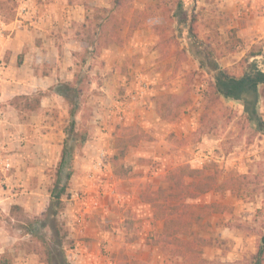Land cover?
Wrapping results in <instances>:
<instances>
[{
	"label": "rangeland",
	"instance_id": "rangeland-1",
	"mask_svg": "<svg viewBox=\"0 0 264 264\" xmlns=\"http://www.w3.org/2000/svg\"><path fill=\"white\" fill-rule=\"evenodd\" d=\"M221 1L231 4L239 0H94L88 4L86 16L90 18L96 7L113 8L115 25L123 26L121 37L125 40L96 54L90 51L94 43H88L94 36L92 26L79 27L81 50L74 52V69L83 73L86 81L79 98L74 133L85 130L88 139L74 148L65 163L59 161L45 174L49 193L50 189L65 186L62 196L77 188L86 201L88 196L96 197L98 206L92 208L91 214L86 213L85 220L91 217L95 228L113 234V239L122 244L108 251L101 245L92 246L87 236L73 238V230L67 224L72 203L61 201L55 219L62 230L56 235L50 226L43 224L45 213L30 215L20 206L16 205L21 210L12 208L14 205L0 200V255L5 253L10 260L6 264H47V250L51 264H67L68 250L76 243L90 253L98 248L112 264H153L151 255L158 251L165 256L163 264H175L172 256H179L182 264H253L259 249L264 264V132L257 131L246 119L239 101L215 93L213 71L207 66L205 53L200 52L208 49L219 68L238 76L264 63V39L244 42L237 35L238 28L232 26L237 19L235 14L225 20L218 18L216 5ZM7 6L15 11V19L25 20L27 13L20 6L26 8L27 4L7 0ZM4 16L0 12L2 22L14 20L4 21ZM231 29H235L242 44L230 52L226 43L231 41ZM108 50L115 51L116 57L109 62L116 68V88L112 106L102 109L98 103L104 100L105 92L99 86L106 82L105 72L111 74L113 70L100 57ZM136 92V99L144 100L139 107L150 109L148 130L129 117V100L134 101L132 96ZM163 103L179 112L174 120L163 119L159 114ZM65 104L67 112L61 116L63 132L69 121L66 100ZM258 106L264 119L263 99H259ZM129 137L139 140L114 165L112 158L117 153L118 140ZM140 142L146 154L138 156L136 163V156L130 155L129 150L137 148ZM152 145H157L161 156H149ZM67 148L70 150V144ZM76 163L84 170L73 168ZM129 163L143 170H132L130 174L127 170L124 175L123 170L130 169ZM109 167L123 177L143 176L149 168L152 178L141 187L140 193L134 188L128 191L126 182L112 186L109 172L107 175L104 172ZM186 167L206 168L207 174L216 169V187L220 188L192 197L193 186L181 187L175 182L176 176L182 174L179 170ZM11 170L12 165L6 172ZM72 176L77 177L80 186H74ZM179 177L185 184L199 179ZM105 180L104 185H99L98 181L103 184ZM7 187L0 181V196H4ZM128 192L138 195L140 204L137 206L134 198L129 204H135L141 216H135L129 208L125 210V203H118L115 194ZM102 206L106 210L98 212ZM75 207L82 212L86 208L84 204ZM63 212L66 216H62ZM151 215L155 218L151 221L154 228L143 236L142 227L147 226ZM157 220L163 222L161 232L155 230ZM118 227L123 229L118 232L120 241L115 238ZM175 229L178 231L173 233ZM63 230L67 234L60 240ZM139 239L145 242L150 254L144 253L142 261L129 258V252L135 251L132 245Z\"/></svg>",
	"mask_w": 264,
	"mask_h": 264
},
{
	"label": "crops",
	"instance_id": "crops-1",
	"mask_svg": "<svg viewBox=\"0 0 264 264\" xmlns=\"http://www.w3.org/2000/svg\"><path fill=\"white\" fill-rule=\"evenodd\" d=\"M94 0H26V18L24 21L18 19L10 22L0 20V148L9 156L12 163L10 172L2 171L0 181L8 185L4 196H0L1 202L7 205H18L23 211L30 215H43L49 205L50 194L48 190V179L45 170H51L57 166L61 159L63 149L64 132L62 129V113L66 111L64 97L54 90L58 82H72L74 78V52L81 50V44L78 40L77 31L83 24L88 4ZM216 12L218 18L225 20L233 14L237 17L235 24L237 35L244 42H258L264 39V0H239L231 4L223 1L217 3ZM113 51L102 53L101 59L108 61L107 68L113 70L111 74L108 71L106 82L99 86L105 92L104 100L98 103L102 109L112 106V97L115 92L116 83L114 78L116 68H112L109 60L115 58ZM130 52V49H129ZM120 55H117V57ZM131 53H129V57ZM133 69L129 71L132 74ZM141 76V75H139ZM122 79V77H120ZM133 82H129V88ZM42 93L39 106L34 110H26L22 107H16L12 100L16 96H34ZM138 92L132 96L134 101L129 100V117L135 119L149 129L147 119L150 115V109L139 107L143 101L136 99ZM139 97V96H138ZM147 99L145 102H148ZM105 110H102L104 112ZM168 125L170 123H167ZM176 124V122H175ZM91 142L89 141V144ZM88 146V145H87ZM149 150V156H161L157 145ZM159 146V145H158ZM130 148L129 154L135 155V161L138 156L146 154L143 144L139 143L137 148ZM130 164V163H129ZM78 163L73 168L83 171ZM128 174L133 170H143L137 164L129 165ZM134 167V169H132ZM131 170V171H130ZM148 174L143 176H119L114 173V167L105 170L106 175L109 172L112 186H118L122 182L127 183L128 191L133 189L140 193L141 187L148 183L152 175L151 170L146 169ZM144 170V172H146ZM74 186H80L76 176H72ZM99 185H104L98 181ZM82 186V185H81ZM144 187V186H143ZM113 192V190H111ZM118 203L125 205V210L129 208L135 212V216H141L135 204H129V200L134 198V203L140 204L138 195L134 193L117 195ZM62 199V196H61ZM97 199L94 196H88L86 203ZM104 201V200H102ZM75 203L70 212L77 211ZM106 208L100 209L105 211ZM104 213V212H103ZM107 214V213H106ZM120 216V215H119ZM118 216V217H119ZM104 217V214L102 215ZM87 217L82 226H77L70 218L68 225L73 230V238L87 236L89 242L94 247L103 246L105 250H114L122 243L113 239L114 235L107 234L105 231H99L95 224ZM154 217L143 225V236L146 232L153 230ZM151 222V223H150ZM152 224V225H151ZM163 228L161 220L156 221V229L160 231ZM115 238L119 240L120 230L116 229ZM162 231V230H161ZM160 231V232H161ZM120 241V240H119ZM142 241V243H141ZM75 242H77L75 240ZM79 244V243H76ZM126 246H129L128 244ZM84 248V246L82 245ZM135 250L129 252L130 259L144 260V253L149 254L146 244L139 239L132 245ZM145 248V249H144ZM91 253L93 257L101 263L110 262L105 254H100L98 248H94ZM132 254V256H131ZM150 260L153 264H163L165 256L160 252H155ZM175 264H182L179 256H172Z\"/></svg>",
	"mask_w": 264,
	"mask_h": 264
},
{
	"label": "trees",
	"instance_id": "trees-1",
	"mask_svg": "<svg viewBox=\"0 0 264 264\" xmlns=\"http://www.w3.org/2000/svg\"><path fill=\"white\" fill-rule=\"evenodd\" d=\"M12 3H15V0H12ZM95 14L92 18L89 16L85 17L83 28L85 26H92V33L94 36L88 42L89 45L94 43V47L90 51H95L96 54L105 49L110 44H121L125 37H121V25L116 23V18L113 15V8L105 7H96L94 9ZM0 12H4V21L9 19H15V11L7 6V0H0ZM113 22V24H112ZM195 19L192 20V25H194ZM88 29V32H89ZM231 41L229 40L227 45L228 51H234L239 44L241 48V39L236 36L235 29H231ZM98 34V35H97ZM97 35V37H96ZM208 48V47H207ZM89 50V49H88ZM203 54L205 53L207 58V66L211 71H213V88L217 95L222 96L226 99H231L239 101L242 104V109L245 114L246 119L254 125L257 131L264 132V119L260 113L258 106L259 99L264 100V72L257 68H251L248 71L244 72L241 75H232L227 70L219 68L218 64L211 56V53L208 49L200 51ZM89 53V52H88ZM85 61V58L82 57V62ZM78 65V63L76 64ZM86 79L83 76V73L79 71L74 72V78L72 82H58L54 90L61 94L64 99L68 102V117L69 121L67 126L64 129L65 137L63 141V149L61 153L60 164L65 163L68 156H71L74 148L76 146L81 147L88 139L87 131H83L80 134L74 133V129L77 125L76 113L80 108L79 98L82 96V88L84 86ZM42 93H39L34 96H16L13 98L12 102L16 107H22L26 110H34L39 106L40 97ZM159 114L163 119L174 120L179 112L174 109V106L170 107L169 104L163 103L159 107ZM139 140V137H133L131 139H119L116 144L117 153L113 156V164H118L119 159H122L126 153V150L129 146L135 145ZM67 144H70V150L67 148ZM128 168L126 167L123 170V174L127 173ZM206 168L203 169H188V167L179 170L182 174L179 176H197L199 177L198 181L192 182L190 184H185L183 179L176 176V183L179 186H185L186 188L194 187L192 197H196L200 194H203L213 188H220L217 186V170H214V173L207 174ZM114 173L117 172L114 170ZM55 187V186H54ZM53 187V188H54ZM65 192V186H62L60 189H50V200L47 210L45 212L46 221L43 223L47 226H50L57 235L62 227L59 226L55 219V214L61 205V196ZM62 207V206H61ZM12 208H17L21 210L20 207L14 205ZM167 220V219H166ZM178 229H175L173 233H176ZM67 231L63 230L60 236V240L65 239ZM261 253L262 249H259L258 252L254 255L255 261L253 264H261ZM10 260L6 258L5 253L0 255V264L9 263ZM46 263L51 264V254L47 250L46 252Z\"/></svg>",
	"mask_w": 264,
	"mask_h": 264
},
{
	"label": "built area",
	"instance_id": "built-area-1",
	"mask_svg": "<svg viewBox=\"0 0 264 264\" xmlns=\"http://www.w3.org/2000/svg\"><path fill=\"white\" fill-rule=\"evenodd\" d=\"M19 4H26V0H16ZM19 7V6H18ZM20 10L26 12L25 6L21 7ZM28 13V12H27ZM257 69H260L264 72V63L262 65H259ZM11 159L7 154L4 153V151L0 148V169L2 171H7L11 168ZM101 166L100 164H98ZM62 201L65 203H72L73 205L75 203L84 204L85 209L82 211H75L71 215V221L73 220V223L77 226H81L82 222L85 220V216L87 214H91L92 208H96L98 206V202L93 199V201L89 204L86 203V197L84 194L81 193L80 189L74 188L70 189V192L62 196ZM87 207H90L89 209ZM87 213V214H86ZM67 213L62 214V216H66ZM69 223V220L67 221V224ZM67 264H112L111 262H105L101 263L99 260H97L95 257H93V254L86 251L82 247L81 244H75L73 247H70L67 254Z\"/></svg>",
	"mask_w": 264,
	"mask_h": 264
}]
</instances>
